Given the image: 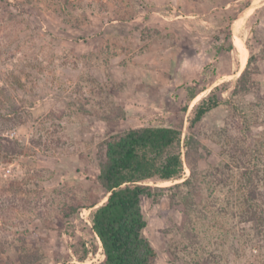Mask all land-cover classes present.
Segmentation results:
<instances>
[{"label":"rangeland","instance_id":"1","mask_svg":"<svg viewBox=\"0 0 264 264\" xmlns=\"http://www.w3.org/2000/svg\"><path fill=\"white\" fill-rule=\"evenodd\" d=\"M149 126L181 130L185 161L146 183L154 264H264V0H0V140L25 147L0 159V264H103L98 147Z\"/></svg>","mask_w":264,"mask_h":264},{"label":"trees","instance_id":"2","mask_svg":"<svg viewBox=\"0 0 264 264\" xmlns=\"http://www.w3.org/2000/svg\"><path fill=\"white\" fill-rule=\"evenodd\" d=\"M231 40V37H230ZM230 50L235 46L231 40ZM255 57L249 58L246 69L237 80L234 94L248 93L259 84L253 76L259 68L253 66ZM189 100L196 98L193 87L187 89ZM220 105L219 98L212 93L197 106L191 125L198 124L204 116ZM188 106L183 107L187 111ZM189 138L187 149L194 143ZM184 142L181 130L173 127H141L108 137L99 144L97 161L98 183L107 192L105 203L92 211V229L99 238L104 252L103 264H154L157 252L145 237L148 226L143 199H156L149 181H173L184 174ZM25 154L21 143L9 138L0 140V159L11 162ZM189 158L190 152L185 153ZM192 179L181 185L189 186ZM78 211L71 207L68 215Z\"/></svg>","mask_w":264,"mask_h":264},{"label":"built area","instance_id":"3","mask_svg":"<svg viewBox=\"0 0 264 264\" xmlns=\"http://www.w3.org/2000/svg\"><path fill=\"white\" fill-rule=\"evenodd\" d=\"M99 239V238H98ZM100 241V240H99ZM101 243V242H100ZM101 246H102V244H101Z\"/></svg>","mask_w":264,"mask_h":264}]
</instances>
